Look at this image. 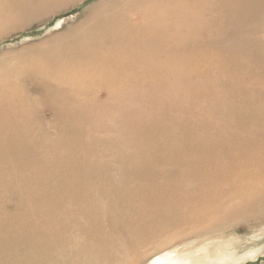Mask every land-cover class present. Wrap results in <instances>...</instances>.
<instances>
[{
  "label": "bare ground",
  "instance_id": "6f19581e",
  "mask_svg": "<svg viewBox=\"0 0 264 264\" xmlns=\"http://www.w3.org/2000/svg\"><path fill=\"white\" fill-rule=\"evenodd\" d=\"M84 1L22 0L18 14L55 15ZM86 14L60 50L42 55L56 61L39 90L61 106L54 138L34 120V95L20 86L15 100L0 92V264H59L70 255L89 258L80 264H138L141 253L145 264H186L165 254L174 238L210 235L233 214L263 217L264 0H100ZM87 85L105 90L113 114L93 113ZM155 100L164 107L153 108ZM199 102L203 109L191 108ZM171 104L195 126L152 161L153 171L102 160L100 147L135 155L130 140L153 131L132 130L131 120ZM179 126L178 118L167 134ZM17 160L19 171L3 167ZM26 171L40 182L36 193ZM49 175H59L56 187ZM63 244L83 256L66 255Z\"/></svg>",
  "mask_w": 264,
  "mask_h": 264
},
{
  "label": "rangeland",
  "instance_id": "374dc122",
  "mask_svg": "<svg viewBox=\"0 0 264 264\" xmlns=\"http://www.w3.org/2000/svg\"><path fill=\"white\" fill-rule=\"evenodd\" d=\"M21 2L22 0H0V92L8 95L10 99L15 100L18 99L20 94L14 93H16L17 88L20 86L34 95L33 103L35 108H32L35 114L34 120L37 124H42L49 131L51 137L54 138L55 125L59 120L57 113L61 109V106L51 101L47 94H42L40 91L44 85L43 78L45 73L55 68L56 61L51 56L42 55L52 49L57 48V50H60L65 41L62 39L73 35L75 28L86 19V12L98 4L100 0H86L76 8L69 6L56 13L58 16L56 14L46 15L44 13L43 15L32 16L26 20L18 14ZM218 45L222 47L226 46L223 40ZM211 61L219 64L221 59L214 58ZM248 80L254 81L255 78L251 76ZM62 88L66 87L64 86ZM86 89L95 94V103H93L95 109L93 113H114V110L109 108L110 105L101 98L105 95V90L91 88L89 85H87ZM177 93L181 92L177 91ZM252 95L251 99L253 100L260 98L257 94ZM240 96L242 98L243 93H240ZM237 98L241 100L239 96ZM153 105V108L156 109L164 107L160 100H155ZM169 106L170 108H165L157 117H155L157 111H149L148 120H144V117H138L137 114L131 120L132 130L138 131L146 125L153 131L151 135L144 136L145 139L135 137L130 140V145L138 149L135 155L128 151L118 153L114 151L112 146L100 147L98 152L101 153L102 160L105 163H112L121 158L130 169H151L153 171L155 165L152 164V161L169 156L168 152L171 151L168 147L169 144L174 141H181L186 131L191 130L195 126L192 122L193 120L187 118L185 115L181 104H171ZM204 107L205 103L199 102L193 104L191 108L198 111ZM178 118L180 121L179 129L171 135H168L167 130L173 128L174 121ZM121 126L122 124L117 126V128ZM96 137L99 140H104L113 136L97 134ZM151 139L153 142H156V150L148 145ZM190 140L194 143L192 145L195 147V151H198L201 140L199 138L193 139L192 136ZM69 141L75 144V140L69 139ZM14 145L19 146L21 144L16 142ZM74 151L81 152L77 147ZM72 154L76 158V163L81 164L83 161L82 156L74 154L73 151ZM31 165H39L34 157L31 158ZM3 167L7 170L17 172L20 170V163L17 160ZM24 178L26 179V183L30 182L27 188L28 192L36 193L38 186H40L39 180H32V175L29 171L24 173ZM58 179L59 175L48 176V181L53 187L57 186ZM11 186L13 190L17 187L16 184H11ZM225 190H228V187ZM5 205L9 206V202ZM231 218L232 220H230ZM223 226L221 227L222 229L220 228L210 235L195 239L194 237L191 239L187 238L186 242L183 238H180L181 240L174 238L170 247L171 245L174 246L167 250L165 254H178L177 256L181 257V260L186 264H264V216L260 217L257 213L249 214V217H240L233 214ZM172 234H169L167 237ZM68 244L61 246V248L64 247L63 249L66 251V255L70 253L77 255L81 252L79 256H83V249L70 251L71 246ZM149 247L148 245L142 249V252L150 250L148 249ZM170 247L168 246V248ZM161 256L159 255L157 257ZM140 258L142 260H138L137 263L145 264L149 257L141 253ZM83 260L74 258L71 261L70 255L68 261L59 262V264H80ZM84 261H89V258H85ZM151 262L153 261L151 260L149 263Z\"/></svg>",
  "mask_w": 264,
  "mask_h": 264
}]
</instances>
